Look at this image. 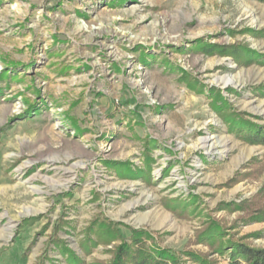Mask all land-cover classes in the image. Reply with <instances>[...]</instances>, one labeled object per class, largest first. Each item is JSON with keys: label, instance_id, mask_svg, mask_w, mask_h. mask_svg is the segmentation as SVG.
<instances>
[{"label": "rangeland", "instance_id": "1", "mask_svg": "<svg viewBox=\"0 0 264 264\" xmlns=\"http://www.w3.org/2000/svg\"><path fill=\"white\" fill-rule=\"evenodd\" d=\"M250 122L264 0H0V264H108L109 221L186 264L264 248Z\"/></svg>", "mask_w": 264, "mask_h": 264}, {"label": "trees", "instance_id": "2", "mask_svg": "<svg viewBox=\"0 0 264 264\" xmlns=\"http://www.w3.org/2000/svg\"><path fill=\"white\" fill-rule=\"evenodd\" d=\"M249 130V133L244 138L250 142L264 144V126L250 122ZM262 217H264L263 208H258L252 216L253 219ZM116 224V222L111 221L103 222L106 230L114 231L116 237L121 239V243L114 250L111 261L108 264H186L180 254L169 247H161L150 232L143 229H133L130 236L131 242H129L127 238L118 232ZM146 238L151 239L152 242L149 243ZM69 252L72 257V264H80L81 260L76 256L75 252L71 249H69ZM185 253L195 263L215 264L214 260L209 259L208 256L201 252L188 250ZM230 255H232L231 264H264V248H252L243 242H235ZM240 258H244L245 262L241 263Z\"/></svg>", "mask_w": 264, "mask_h": 264}, {"label": "bare ground", "instance_id": "3", "mask_svg": "<svg viewBox=\"0 0 264 264\" xmlns=\"http://www.w3.org/2000/svg\"><path fill=\"white\" fill-rule=\"evenodd\" d=\"M214 80L217 81V83L219 84H224V85H228V84H236V80H234L232 77H227V76H221V77H217ZM212 138L210 136L202 138V144L204 146H209L211 144ZM150 198L149 196H147L146 199ZM135 203V202H134ZM28 212H35L36 209H32V208H25Z\"/></svg>", "mask_w": 264, "mask_h": 264}]
</instances>
